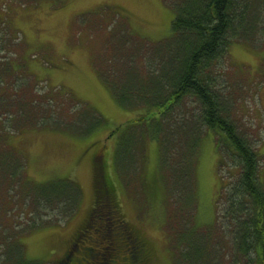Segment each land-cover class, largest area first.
Instances as JSON below:
<instances>
[{
	"label": "rangeland",
	"instance_id": "1",
	"mask_svg": "<svg viewBox=\"0 0 264 264\" xmlns=\"http://www.w3.org/2000/svg\"><path fill=\"white\" fill-rule=\"evenodd\" d=\"M182 1L0 0V239L8 236L0 241V264H11L9 254L16 258L12 244L37 264H58L77 242L83 222L92 220L99 206L95 201L100 204L107 195L94 179L96 154L115 179L124 218L150 243L151 257L142 264H179L178 246L181 242L187 250L186 239L194 233L203 235L207 250L217 251L226 241L219 233L228 220L222 216L217 225L219 210L227 203L232 183L241 177L232 158L224 160L226 134L204 124L199 117L202 107L192 96L184 98L188 109L173 106L171 119L177 126L189 114L186 110L195 113L196 129L162 131L165 136L170 133L167 141L173 148L186 149L187 141L198 140L191 167L193 195L186 208L183 199L171 196L172 176L162 163L163 141L149 138L148 127L149 137L137 148L136 163L129 161V152L140 143L132 134L153 110L143 102L126 106L115 96L121 76L132 66L153 78L162 75L166 61L164 72L178 80L182 48L153 43L173 34L176 5ZM253 7L261 8L259 25L264 26V1H254ZM231 42L229 55L213 62V84L224 115L264 153V30ZM155 48L165 53L164 59ZM118 145L124 167L133 165L129 187L115 167ZM259 165L264 183V157ZM60 177L73 178L81 187L72 214L56 203L38 200V186ZM232 255L230 250L217 251L209 264L232 263ZM255 261L254 253L238 260ZM117 264H124L123 255Z\"/></svg>",
	"mask_w": 264,
	"mask_h": 264
},
{
	"label": "trees",
	"instance_id": "2",
	"mask_svg": "<svg viewBox=\"0 0 264 264\" xmlns=\"http://www.w3.org/2000/svg\"><path fill=\"white\" fill-rule=\"evenodd\" d=\"M254 1L263 2L264 0L182 1L181 6L176 5V13L171 24L173 34L153 43L155 46L165 42L177 49L182 48L179 52L177 66L178 80L173 81L172 74L169 76L164 72L166 61L161 66L162 75L154 74L153 78H150V73L139 72L136 67L132 66L135 69L133 68L130 72L131 68H129L123 73L121 88L115 92L119 102L126 106L143 102L153 110L147 117H143L146 122L132 134L134 139L140 143L129 152V161L136 163L137 151L144 140L149 137L146 136L147 128H145L148 127L152 132V137L149 138L163 141L162 163L172 176L171 196L183 199L186 208L188 200H191L193 195L192 160L198 140L187 141L191 148H173L170 140L169 143L167 141L170 133L165 136L162 131L180 129L182 132H190L196 129V125H192L195 113L191 112L190 115V111L186 110L185 112L189 114L186 117L183 116L180 126H177L175 119H171V114L175 112L173 106L178 105L179 108L188 109L184 98L186 95L192 96L191 98H194L202 107H200L199 117H203L204 124L226 134L227 138L222 142L225 147L224 160L230 156L234 162V168L240 167L241 177L232 183L227 203L219 210L220 215L217 219V225L221 224L222 216L228 220L227 223H222L219 233L221 237L226 238V241L216 247L217 251L230 250L233 254L232 257L229 256L232 263L223 264H240L238 260L242 259L243 255L248 256L252 253L256 258L254 264H264V183L259 179V163L264 153L252 147L248 139L240 135L234 121L232 122L224 115L225 108L213 84L216 80L213 62L220 61L219 59L223 58L221 56L229 55L228 46L232 43L231 40L239 35L249 36L251 33L261 32V29L264 30V26L259 25L262 21L261 8L253 7ZM162 52L155 48L157 55ZM186 52L190 55H185ZM163 55H165L164 52L161 55L162 59H164ZM186 56L188 57L184 63ZM125 82L128 86H125ZM168 104L170 106L166 108ZM155 110L159 111L155 112ZM164 116H167L165 121H163ZM138 130L142 131L141 134L137 133ZM115 132L113 130L111 134ZM116 148L115 167L129 187L132 176L129 170L133 165L126 167V163L124 167L123 153L119 152V145ZM92 162L95 182L100 191L102 186L105 187L107 195L100 204V201L95 198L97 200L95 205L97 203L99 206L93 211L92 220L89 219L86 222L87 225L86 220L83 222L81 232L79 231L75 237L77 242L73 241L72 247L56 263L117 264V258L123 255L124 264H142L145 258L151 257L150 243L148 239L138 236L134 225L131 226L121 213L115 179L110 171H105V163L101 155H94ZM176 172L178 179L182 178L181 180L176 178ZM104 174L107 177L105 184ZM47 183L53 185V189L45 191L43 186ZM80 195L81 187L75 179L70 177H60L42 183L37 188L40 202L56 203L69 214L75 212ZM7 237L4 234L0 241H5ZM176 237L180 238V235L177 234ZM180 241L185 242L183 238H180ZM179 246L178 249L181 250L179 264H184V262L209 264L217 255V251L209 247L207 250L203 235L200 233H194L186 239L184 248L187 247V250L183 249L181 242ZM11 249L16 252V258L9 254L11 264H37L35 260L25 257L16 245L12 244ZM227 257L224 256V260ZM78 259L80 261L77 262Z\"/></svg>",
	"mask_w": 264,
	"mask_h": 264
}]
</instances>
